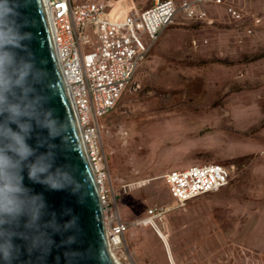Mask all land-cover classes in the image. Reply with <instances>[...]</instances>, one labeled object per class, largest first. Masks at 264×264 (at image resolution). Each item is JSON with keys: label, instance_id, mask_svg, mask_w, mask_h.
Segmentation results:
<instances>
[{"label": "rangeland", "instance_id": "374dc122", "mask_svg": "<svg viewBox=\"0 0 264 264\" xmlns=\"http://www.w3.org/2000/svg\"><path fill=\"white\" fill-rule=\"evenodd\" d=\"M227 2L242 9V20L225 5L207 8L206 21L179 11L102 118L115 188L152 179L117 196L126 221L174 203L164 173L233 166L224 188L166 214L162 227L178 264H264V0ZM114 4L142 10L152 0ZM129 236L134 264H170L150 225Z\"/></svg>", "mask_w": 264, "mask_h": 264}, {"label": "built area", "instance_id": "2783aa9c", "mask_svg": "<svg viewBox=\"0 0 264 264\" xmlns=\"http://www.w3.org/2000/svg\"><path fill=\"white\" fill-rule=\"evenodd\" d=\"M114 1L45 0L55 34L60 74L98 188L108 247L120 264H134L127 241L132 228H163L164 218L172 209L228 185L233 166L208 162L164 173L162 178L174 203L149 208L144 217L126 221L119 211L117 196L150 180L121 181L115 188L105 144L111 129L102 123V118L115 106L150 47L174 23L179 11L189 18L206 21V4L214 3L225 5L235 19L242 20L245 14L227 0H152L142 10L135 6L122 9ZM255 23H260V19L255 18Z\"/></svg>", "mask_w": 264, "mask_h": 264}, {"label": "clouds", "instance_id": "9594fccd", "mask_svg": "<svg viewBox=\"0 0 264 264\" xmlns=\"http://www.w3.org/2000/svg\"><path fill=\"white\" fill-rule=\"evenodd\" d=\"M20 8L21 0H0V264L74 230L73 220L62 225L49 213L44 193L32 186L75 192L78 183L72 165L59 162L65 124L51 107L47 71L28 46Z\"/></svg>", "mask_w": 264, "mask_h": 264}, {"label": "water", "instance_id": "95a60500", "mask_svg": "<svg viewBox=\"0 0 264 264\" xmlns=\"http://www.w3.org/2000/svg\"><path fill=\"white\" fill-rule=\"evenodd\" d=\"M20 12L27 24L24 31L31 34L28 46L37 63L43 61L42 66L47 71L45 86L51 96V107L58 111L65 124L63 142L57 141L59 162L72 165L78 183L75 192L45 191L39 185L32 186L37 192L44 193L49 213H55L62 225L73 220L74 230L51 234L50 247L31 254L22 251L15 264H117L108 247L98 188L60 74L55 34L46 2L21 0ZM25 183H29L27 179Z\"/></svg>", "mask_w": 264, "mask_h": 264}, {"label": "bare ground", "instance_id": "6f19581e", "mask_svg": "<svg viewBox=\"0 0 264 264\" xmlns=\"http://www.w3.org/2000/svg\"><path fill=\"white\" fill-rule=\"evenodd\" d=\"M149 180H152V179H149ZM156 233L164 244L169 262L171 261L173 264H178L176 257H175V254H174V250H173L171 241L169 240L166 232L163 230V228L160 227V228H158V231H156ZM115 260H116L117 264H120L117 261V259H115Z\"/></svg>", "mask_w": 264, "mask_h": 264}, {"label": "crops", "instance_id": "0c3cea01", "mask_svg": "<svg viewBox=\"0 0 264 264\" xmlns=\"http://www.w3.org/2000/svg\"><path fill=\"white\" fill-rule=\"evenodd\" d=\"M214 6L217 7V6H219V5H216V4H214V3H207V4H206V10H207V8L209 9L210 7H214ZM234 6H235V5H234ZM235 7H237V6H235ZM207 13H208V17H210V16H209V12H208V10H207ZM249 17H250V19L252 20V22H253L254 24H257V23H255V18H256V17H255L254 15H253V16L250 15ZM249 29H250V28H249ZM247 31H248V29H247ZM177 169H182V168H177ZM129 238L131 239V237H130L129 234H128V235H127V241H128Z\"/></svg>", "mask_w": 264, "mask_h": 264}]
</instances>
